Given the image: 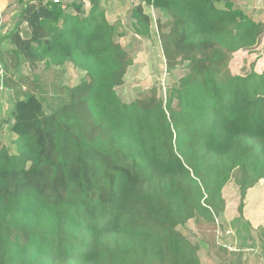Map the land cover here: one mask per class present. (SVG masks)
<instances>
[{"label":"trees","instance_id":"trees-1","mask_svg":"<svg viewBox=\"0 0 264 264\" xmlns=\"http://www.w3.org/2000/svg\"><path fill=\"white\" fill-rule=\"evenodd\" d=\"M143 1L167 18L157 22L167 70L186 63L165 97L121 100L131 56L96 0L88 11L27 1L8 32L31 69L69 62L85 75L48 113L34 80L12 102L15 152L0 141V264H201L179 226L194 219L224 250L209 233L228 226L222 189L234 181L244 219L248 189L264 188V70L231 66L258 46L264 22L227 0ZM150 26L139 5L135 33L148 38Z\"/></svg>","mask_w":264,"mask_h":264},{"label":"rangeland","instance_id":"rangeland-1","mask_svg":"<svg viewBox=\"0 0 264 264\" xmlns=\"http://www.w3.org/2000/svg\"><path fill=\"white\" fill-rule=\"evenodd\" d=\"M250 16L253 18V15ZM140 38L121 39L120 42L131 56V64L126 70L124 81L115 88L124 102L150 96L152 89H156L160 97H165L166 88L187 72L186 63L167 70L158 34L155 31L154 37ZM19 62V68L15 72L17 77V81H14L15 88L19 87V90H24V85L31 88L30 82L34 80L41 88L37 94L43 101L47 113L66 102L69 89L80 83L85 75V71L69 62L58 67L47 66L44 62H40L34 69L22 60ZM252 63L257 69L264 68V34L252 52L236 53L231 66L235 72H239L243 66L249 67ZM3 74L5 73L0 66V93L3 100L0 103V141L6 144L13 153L15 145L11 142L13 133L8 130L7 117L15 95L13 88H6L4 85ZM222 196L226 202L224 218L228 226L224 234L220 228H216L215 231L211 230L209 233L212 235L215 233L214 238L223 243L224 250H220L212 243L210 235L203 232L206 226H199L194 219H189L184 225L179 226V229L192 243L198 244L201 264H264V237L260 235L259 227L256 229L250 227L251 225L245 223V219L239 216L237 206L240 195L234 181L224 186ZM256 200L260 205L264 203V198L259 199V195ZM252 208L253 206L250 207Z\"/></svg>","mask_w":264,"mask_h":264},{"label":"crops","instance_id":"crops-1","mask_svg":"<svg viewBox=\"0 0 264 264\" xmlns=\"http://www.w3.org/2000/svg\"><path fill=\"white\" fill-rule=\"evenodd\" d=\"M27 1L35 0H0V66L4 73V85L6 88H13L15 97L21 94L14 81H17L15 72L19 68V58H15L12 53L13 45L8 37V32L17 26L19 13ZM65 1V0H64ZM73 1V0H67ZM82 2L85 11L91 7V0H76ZM232 4V7L239 8L253 15L255 20L264 21V0H227ZM99 9L104 12L106 19L116 27L119 32L117 37L121 39H141L134 30L136 22L137 7L142 6L143 11L149 16L151 20V37H154V31H157V22L166 20V16L153 3L147 4L143 0H96ZM18 30L22 37L29 36V27L25 22L18 25ZM159 41V39H158ZM256 70H264L260 68ZM3 78V77H2ZM28 86H23L25 89ZM15 99V98H14ZM2 94L0 93V103H2ZM255 192H253V190ZM252 191V192H251ZM262 192L264 194L263 181L259 180L253 187L249 188L245 197V206L243 207V217L249 222L252 228L264 227V212L261 203L257 205L256 194ZM255 201L252 209L248 208L249 201Z\"/></svg>","mask_w":264,"mask_h":264},{"label":"built area","instance_id":"built-area-1","mask_svg":"<svg viewBox=\"0 0 264 264\" xmlns=\"http://www.w3.org/2000/svg\"><path fill=\"white\" fill-rule=\"evenodd\" d=\"M53 1H61V0H53ZM217 232H218V230H217ZM227 233H229V231L227 230Z\"/></svg>","mask_w":264,"mask_h":264}]
</instances>
